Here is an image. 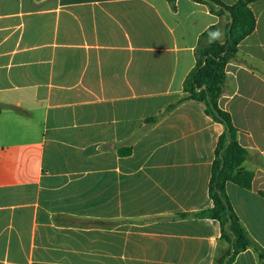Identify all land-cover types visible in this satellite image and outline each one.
<instances>
[{
  "label": "crops",
  "instance_id": "crops-1",
  "mask_svg": "<svg viewBox=\"0 0 264 264\" xmlns=\"http://www.w3.org/2000/svg\"><path fill=\"white\" fill-rule=\"evenodd\" d=\"M176 5L0 0V264H215L228 251L220 222L196 216L213 207L225 127L178 103L200 36L217 26L224 42L228 17ZM250 8L218 104L253 175L226 192L264 250V0Z\"/></svg>",
  "mask_w": 264,
  "mask_h": 264
},
{
  "label": "trees",
  "instance_id": "trees-1",
  "mask_svg": "<svg viewBox=\"0 0 264 264\" xmlns=\"http://www.w3.org/2000/svg\"><path fill=\"white\" fill-rule=\"evenodd\" d=\"M173 11L177 10V0H167ZM206 5L210 12L217 16L227 15L225 40H210V33L217 32L218 27L208 28L199 38L195 50L196 65L190 71L183 84L185 97L178 103L193 101L205 105V112L213 120L224 125L225 131L220 136L212 166V177L209 185V196L213 207L197 213L200 218L217 220L221 224V241L228 244V251L215 264H232L237 255L252 249L264 257V250L252 239L241 224L226 192L228 182L250 188L253 175L239 173L242 164L247 160V151L237 142V130L231 116L220 109L221 89L226 81V67L238 51L239 44L251 35L256 28V17L250 5L260 0H238L227 6L220 0H192ZM172 107V106H171ZM2 108L0 106V113ZM157 117L148 120L155 123Z\"/></svg>",
  "mask_w": 264,
  "mask_h": 264
},
{
  "label": "clouds",
  "instance_id": "clouds-1",
  "mask_svg": "<svg viewBox=\"0 0 264 264\" xmlns=\"http://www.w3.org/2000/svg\"><path fill=\"white\" fill-rule=\"evenodd\" d=\"M209 36H210V40L214 41L220 38V33L218 31L213 32V33H210Z\"/></svg>",
  "mask_w": 264,
  "mask_h": 264
},
{
  "label": "rangeland",
  "instance_id": "rangeland-1",
  "mask_svg": "<svg viewBox=\"0 0 264 264\" xmlns=\"http://www.w3.org/2000/svg\"><path fill=\"white\" fill-rule=\"evenodd\" d=\"M224 33H225V31H224Z\"/></svg>",
  "mask_w": 264,
  "mask_h": 264
}]
</instances>
